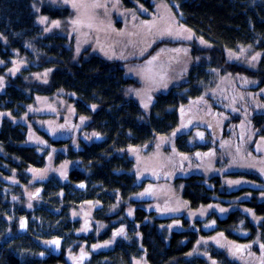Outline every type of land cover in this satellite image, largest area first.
Returning <instances> with one entry per match:
<instances>
[{
  "label": "trees",
  "instance_id": "1",
  "mask_svg": "<svg viewBox=\"0 0 264 264\" xmlns=\"http://www.w3.org/2000/svg\"><path fill=\"white\" fill-rule=\"evenodd\" d=\"M34 1L0 0V264L264 261V181L252 170L177 175L172 186L189 208L177 216L146 210L149 200L134 195L149 187L137 183L135 152L166 136L194 163L221 156L240 135L264 149V0H121L140 22L166 4L194 36L184 42L188 68L147 110L126 96L136 82L122 60L77 52L71 35L38 20ZM40 9L54 19L69 12ZM16 58L26 64L19 72ZM48 101L57 109L42 117L45 128L35 109ZM230 157L236 166L239 156ZM83 202L92 218L72 219ZM198 212L206 215H189Z\"/></svg>",
  "mask_w": 264,
  "mask_h": 264
},
{
  "label": "rangeland",
  "instance_id": "2",
  "mask_svg": "<svg viewBox=\"0 0 264 264\" xmlns=\"http://www.w3.org/2000/svg\"><path fill=\"white\" fill-rule=\"evenodd\" d=\"M45 4L68 8L69 12L66 17L59 16L54 19L41 12L40 7ZM73 4L76 7H73ZM97 5H103V7ZM33 8L38 13L39 21L47 18L44 24L48 31L64 30L71 35L77 52L89 47L91 52L105 58L122 60L126 74L136 82L127 88L126 96L137 100L144 110L149 109L157 92L172 87L181 79L180 75L184 74L190 63L184 42L192 41L194 36L177 21L166 4H159L154 15L147 20L140 19L141 22L135 13L123 8L121 0H68L67 3L64 0H36ZM55 21H59L58 27L54 26ZM147 25H154V27L150 29ZM169 28L173 35L165 34V30ZM251 55L250 51L244 54L247 60L244 62L250 69L254 67ZM21 59L22 62L16 58L15 72L26 67L24 59ZM256 83L260 82L256 81ZM56 109L55 101L42 103L35 109V112L36 115L40 113L43 116H37L35 121L40 126L48 128L49 119L43 120L42 117L53 115ZM3 115L4 112L0 111V122ZM225 120L224 116V122ZM20 121L27 125L31 123L27 117L21 118ZM224 122L221 124L224 125ZM227 131H230V126ZM239 139L238 142H234V138H230L226 148L222 147L221 156L205 160L203 154L198 155V161H203L197 163L192 161L191 156L183 157L173 150L171 136L162 138L159 145L152 151L140 153L136 151L134 171L137 174V183L143 180L145 184L148 183L149 187L140 186L134 195L149 200L141 205L146 210H154L162 215L177 216L189 212L187 203L179 195V188L172 186L177 175L201 171L209 176L212 173L220 174L237 168L239 171L252 170L262 176L264 181V149L256 144L251 145L246 137L240 135ZM229 144H231V151L228 148ZM231 154L239 156L236 161L237 167L231 161ZM225 180L232 185L241 183L238 178L227 177ZM35 190L34 188L29 189V195ZM93 211L92 204L83 202L71 208L69 215L72 219L79 218L81 221H87L90 217L92 218ZM201 213L203 212L189 215L191 218L206 215H201ZM214 227L213 220L203 225L206 230H212ZM239 232L244 234L243 229ZM252 255L256 257L257 253ZM247 259V264H264L262 260L249 257ZM69 264L75 263L70 262Z\"/></svg>",
  "mask_w": 264,
  "mask_h": 264
},
{
  "label": "snow or ice",
  "instance_id": "3",
  "mask_svg": "<svg viewBox=\"0 0 264 264\" xmlns=\"http://www.w3.org/2000/svg\"><path fill=\"white\" fill-rule=\"evenodd\" d=\"M64 2L65 3H67L68 2V0H64ZM98 7H103V5H97ZM73 7H76V5L75 4H73ZM41 23H46L47 22V18L45 17V18H42L41 19V21H40ZM73 23H76V21H73ZM53 24H54V26H56V27H58L59 26V21H55V22H53ZM150 29H151V27H154V25H147ZM50 30V29H49ZM165 34H167V35H173V32H172V30L169 28V29H166L165 30ZM187 38H191V37H187ZM253 59H255V57H253ZM121 231H123V230H121Z\"/></svg>",
  "mask_w": 264,
  "mask_h": 264
},
{
  "label": "flooded vegetation",
  "instance_id": "4",
  "mask_svg": "<svg viewBox=\"0 0 264 264\" xmlns=\"http://www.w3.org/2000/svg\"><path fill=\"white\" fill-rule=\"evenodd\" d=\"M52 247H54V246H52ZM84 259H85V257L84 256H81V257L78 258V260H81V261H74L73 263H75V264H82V262H83ZM79 262H81V263H79Z\"/></svg>",
  "mask_w": 264,
  "mask_h": 264
},
{
  "label": "water",
  "instance_id": "5",
  "mask_svg": "<svg viewBox=\"0 0 264 264\" xmlns=\"http://www.w3.org/2000/svg\"><path fill=\"white\" fill-rule=\"evenodd\" d=\"M79 187H80V188H83V187H84V184L79 185ZM38 193H39V191H38ZM24 222H26V219H24ZM21 230L25 231V230H26L25 226H22V227H21Z\"/></svg>",
  "mask_w": 264,
  "mask_h": 264
}]
</instances>
